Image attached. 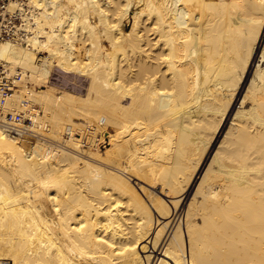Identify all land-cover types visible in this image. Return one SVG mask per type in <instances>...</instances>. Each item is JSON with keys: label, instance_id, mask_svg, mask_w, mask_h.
Wrapping results in <instances>:
<instances>
[{"label": "bare ground", "instance_id": "1", "mask_svg": "<svg viewBox=\"0 0 264 264\" xmlns=\"http://www.w3.org/2000/svg\"><path fill=\"white\" fill-rule=\"evenodd\" d=\"M6 6L0 264H264V0Z\"/></svg>", "mask_w": 264, "mask_h": 264}, {"label": "rangeland", "instance_id": "2", "mask_svg": "<svg viewBox=\"0 0 264 264\" xmlns=\"http://www.w3.org/2000/svg\"><path fill=\"white\" fill-rule=\"evenodd\" d=\"M10 2V0H0V28L4 29L6 35H13V30L17 29L18 24L20 25L22 19L20 16H11L9 12L6 11V5ZM24 1V0H22ZM131 25L127 24V29H130ZM12 32V33H11ZM88 83V79L85 75L74 72H66L62 69H54L51 78L50 84L56 86L58 88L57 91H61L63 89H75L78 92H84L86 90V86ZM47 86H44L46 88ZM109 140L104 138V140L100 139L98 145L105 149V144H108ZM158 191H162V187L159 185L156 187Z\"/></svg>", "mask_w": 264, "mask_h": 264}, {"label": "built area", "instance_id": "3", "mask_svg": "<svg viewBox=\"0 0 264 264\" xmlns=\"http://www.w3.org/2000/svg\"><path fill=\"white\" fill-rule=\"evenodd\" d=\"M6 32L4 29L0 28V39L4 38V36H10V35H6ZM0 76H1V79H0V87L3 86L6 82H8V79L6 77V73H2L0 71ZM22 128V127H21ZM15 127H13L12 130H14ZM16 130V129H15Z\"/></svg>", "mask_w": 264, "mask_h": 264}]
</instances>
